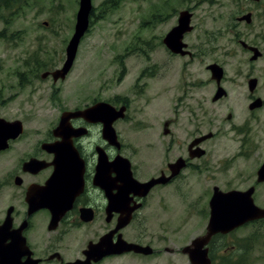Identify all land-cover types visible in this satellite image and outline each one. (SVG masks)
<instances>
[{"label": "flooded vegetation", "instance_id": "flooded-vegetation-1", "mask_svg": "<svg viewBox=\"0 0 264 264\" xmlns=\"http://www.w3.org/2000/svg\"><path fill=\"white\" fill-rule=\"evenodd\" d=\"M251 1L238 16L248 25L264 14V0ZM248 13L250 22L240 20ZM261 19L252 30L255 36L264 29ZM239 42L244 50L235 63L238 80H228L225 64L212 62L223 68V94L214 100L218 83L212 79L215 94L197 101L202 113L205 100L224 102L219 129L234 151L211 146L219 129L207 126L210 117L196 122L187 116L194 126H183L181 119L169 117L172 113L150 110L146 91L138 112L113 80L101 88L93 83L98 80H88L71 90L63 83L72 68L64 79L52 76L63 63L53 68L25 62V71L15 70L20 94L5 96L0 89V264H174L178 258L192 264L184 250L206 234L214 195H248L264 208V35L257 42ZM183 51L167 50L174 60L196 58L195 50ZM212 63L205 65L211 78ZM163 65L157 61L142 74L160 77ZM35 77L50 86H38ZM236 81L246 92L240 103L238 93L229 90ZM97 104L107 110L87 112ZM182 132L186 137L180 141ZM128 134L148 138L142 146ZM195 211L204 231L180 244L173 236ZM164 212L184 213L187 222L176 224ZM249 226L264 227V217L215 233L207 245L212 262L216 241Z\"/></svg>", "mask_w": 264, "mask_h": 264}, {"label": "rangeland", "instance_id": "rangeland-1", "mask_svg": "<svg viewBox=\"0 0 264 264\" xmlns=\"http://www.w3.org/2000/svg\"><path fill=\"white\" fill-rule=\"evenodd\" d=\"M79 1L27 0L16 13L4 12L0 19V32H4L0 35V89H3V95L20 94L15 70L25 71L23 63L36 61L54 68L64 62L67 44L75 30ZM104 2L106 0H92L90 27L80 42L72 72L63 86L76 90L88 80H98L93 83L101 88L106 81L113 80L114 89L127 93L131 99L132 111L143 109L141 93L146 91L151 96L150 110L172 113L169 117L181 119L183 126H194L186 120L187 116L196 122L210 117L207 126L212 131L223 126L224 102L205 100V113L197 102L201 104L202 96L210 99L216 92V83L212 82L205 65L209 62L225 64L228 80H238L235 63L242 58L239 50H244L239 41L257 42L264 35V29L259 36L252 34L253 28L263 21V13L250 25L238 20V16L246 12L244 9L254 3L251 0H115L116 5ZM186 9L193 12V30L184 39L188 49L195 50L196 58L174 60L167 52L169 49L163 38L177 24L180 11ZM261 11L257 9V14ZM160 60L166 64L160 77L149 78L142 74L145 68L153 69V63ZM172 70L175 71L170 77ZM121 72L122 79L119 77ZM34 79L38 86H50V82ZM237 84L239 81L233 83L232 88L228 87L233 95L238 93L240 103L246 92ZM237 86L238 90H235ZM129 126L125 125L126 130H130ZM129 137L142 146L148 138L144 134ZM185 137L182 132L179 140L183 141ZM222 139L219 129L218 135L210 141L211 146L221 144L234 151L233 143H223ZM200 215L195 211L187 225L177 228L178 235L173 238L186 244L188 236L193 238L192 235L203 233ZM163 216L176 224L187 222L184 213L177 216H181L180 219L166 212ZM235 232L228 239L216 241L213 264H264V227L249 226ZM174 264L189 262L178 258Z\"/></svg>", "mask_w": 264, "mask_h": 264}, {"label": "water", "instance_id": "water-1", "mask_svg": "<svg viewBox=\"0 0 264 264\" xmlns=\"http://www.w3.org/2000/svg\"><path fill=\"white\" fill-rule=\"evenodd\" d=\"M92 10V0L79 1L75 30L66 47V58L62 66L52 72V76L55 80L59 78L64 79L71 70L76 60L80 42L90 27ZM250 16L251 14L248 13L242 16L240 20L246 19L250 22ZM192 30V13L189 10H183L179 14L178 23L165 35L163 42L169 50L184 53L183 50H188V44L184 41V36L187 32ZM242 44L248 46L245 42H242ZM250 48L252 49L254 47L250 46ZM209 68L212 72V79L216 80L218 83V89L214 96V100H217L223 94V89L220 87L223 68L218 63L210 64ZM49 73L50 72H46L43 76L45 77ZM101 110L105 111L107 109L97 104L89 108L87 112L92 113V111H95L96 113H99ZM247 196L248 195L238 196L234 194H216L212 197L211 219L206 234L195 238L192 245L186 246L184 250L189 253L192 264H212L207 245L215 233L220 231L228 232L233 227L240 225L248 219L264 217V208L257 206L252 197ZM232 201H235L236 205L233 208H229L228 204ZM224 203H227L226 207H223Z\"/></svg>", "mask_w": 264, "mask_h": 264}, {"label": "trees", "instance_id": "trees-1", "mask_svg": "<svg viewBox=\"0 0 264 264\" xmlns=\"http://www.w3.org/2000/svg\"><path fill=\"white\" fill-rule=\"evenodd\" d=\"M26 2L27 0H0V19L4 17V12L7 13V11H9V14L16 13L17 10L21 9L24 3ZM115 3H116L115 0H106V2H104V4L116 5ZM0 35L3 36L4 32H0Z\"/></svg>", "mask_w": 264, "mask_h": 264}]
</instances>
